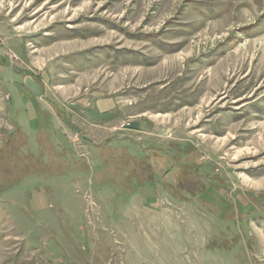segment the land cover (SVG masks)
Wrapping results in <instances>:
<instances>
[{
    "label": "rangeland",
    "instance_id": "rangeland-1",
    "mask_svg": "<svg viewBox=\"0 0 264 264\" xmlns=\"http://www.w3.org/2000/svg\"><path fill=\"white\" fill-rule=\"evenodd\" d=\"M263 32L264 0H0V45L88 49L92 92L166 117L75 138L8 50L0 264H264Z\"/></svg>",
    "mask_w": 264,
    "mask_h": 264
},
{
    "label": "crops",
    "instance_id": "crops-1",
    "mask_svg": "<svg viewBox=\"0 0 264 264\" xmlns=\"http://www.w3.org/2000/svg\"><path fill=\"white\" fill-rule=\"evenodd\" d=\"M262 35L264 36V32ZM19 45H13L12 49L4 47L2 44L0 45L2 47L0 49V71L3 72L2 67H4L5 63H11L8 59V50L14 51L20 57L25 58L28 64H26L27 68L24 70L32 73L34 79L49 80L50 87L48 86L45 89V101H47L51 110H55L56 113L61 112L62 123L66 125L67 130L70 129V134L72 132L75 135L79 132L80 135H83V132H88L90 128V130H93V139L97 136L100 139L99 141L108 140L116 133L115 127L129 119L132 121L131 127H127L125 131L130 130L134 133L146 134L145 136L149 137L152 134L156 135L161 130V122L163 119L166 120V117L163 119L159 117L163 115L161 109L145 108L142 114L146 115L147 112L153 110L150 115L134 117L136 115L133 113L132 107L126 106V102L121 103L122 105L119 104V95L114 92L116 90L100 91L99 94L91 91V88L84 83L85 73H88V69L92 67L88 65L91 60L88 55L91 52L88 53V49H84L83 51L77 49L78 51L70 53L58 52L57 39L49 43V46L41 45V47L28 50L27 53L24 51L25 45L22 44L21 47ZM52 45L55 46L54 50L52 49L54 47ZM14 47L20 52L15 51ZM84 52L87 53L85 58L82 55ZM38 55H42V57L36 60V56ZM71 55L74 56L67 60L66 58ZM94 56H96V53H94ZM104 61L114 65H127L123 64L121 60L110 57L104 59ZM43 95H40V93L37 95L40 101L43 100ZM164 113L168 114L169 112ZM86 123L88 125L87 130L84 126ZM93 141L96 143L95 140ZM37 195V205L43 206L47 194L41 192L37 193ZM32 199H34V195ZM240 199L248 203V201L244 200V197ZM257 206L258 210L264 212L263 203H259ZM257 226L258 224L255 225V227Z\"/></svg>",
    "mask_w": 264,
    "mask_h": 264
},
{
    "label": "trees",
    "instance_id": "trees-1",
    "mask_svg": "<svg viewBox=\"0 0 264 264\" xmlns=\"http://www.w3.org/2000/svg\"><path fill=\"white\" fill-rule=\"evenodd\" d=\"M107 48H108V47H107ZM98 50H99V49H98ZM127 56H130V55H128V54L126 55V54H125V57H126V58H123L124 60L122 59V61H123L122 63H123V64H124V63L127 64L128 62H131L132 59H134V57H131V56H130V57L127 58ZM110 58H112V56H110ZM113 58H114V59H119V58H120V55H118V56H116V57L113 56ZM137 61H138V63L143 62L142 60H137Z\"/></svg>",
    "mask_w": 264,
    "mask_h": 264
},
{
    "label": "built area",
    "instance_id": "built-area-1",
    "mask_svg": "<svg viewBox=\"0 0 264 264\" xmlns=\"http://www.w3.org/2000/svg\"><path fill=\"white\" fill-rule=\"evenodd\" d=\"M13 57L17 58V55H13ZM129 125H130V121L127 122V123H123V124L121 125V127H126V128H127V126L129 127ZM77 135H78V134H76L75 136H76V137H79V136H77Z\"/></svg>",
    "mask_w": 264,
    "mask_h": 264
}]
</instances>
